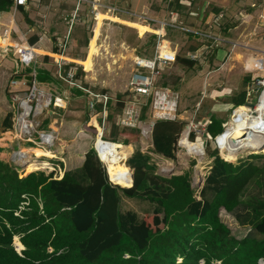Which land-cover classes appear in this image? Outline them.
Segmentation results:
<instances>
[{"label":"trees","instance_id":"1","mask_svg":"<svg viewBox=\"0 0 264 264\" xmlns=\"http://www.w3.org/2000/svg\"><path fill=\"white\" fill-rule=\"evenodd\" d=\"M187 1L167 4L169 9L182 11L184 23L192 14L184 12ZM10 5V0H0V9ZM220 11L216 9V14ZM34 41L36 38L30 39ZM92 44L93 38L89 46ZM204 46L207 44L199 48ZM174 63L190 67L195 61L177 55ZM179 75L176 71L161 73L156 83L167 86L168 77L177 80ZM258 75L242 79L243 87L229 98L233 106L245 105L248 86ZM121 107L119 102L115 110ZM244 109L252 112L254 107ZM11 117L7 113L4 127H9ZM208 119L207 134L222 135L224 120L216 114ZM184 125L183 120L155 121L149 151L173 159ZM84 128L97 132L96 126ZM103 137L132 147L139 130L114 127ZM208 155L212 161L199 199L194 196L190 171L169 177L157 174L151 155L139 149L126 159L132 170L129 187L108 180L93 148L86 152L79 169L65 171L60 179L43 171L19 172L18 167L0 159V264H258L260 259L264 263V154H250L236 164L223 159L216 149ZM23 195L29 203L16 215ZM123 197L147 201L153 205L152 211L142 215L132 209L124 212L120 207ZM221 207L252 232L241 239L232 235L220 219ZM15 236L24 247L19 252L13 244Z\"/></svg>","mask_w":264,"mask_h":264},{"label":"built area","instance_id":"2","mask_svg":"<svg viewBox=\"0 0 264 264\" xmlns=\"http://www.w3.org/2000/svg\"><path fill=\"white\" fill-rule=\"evenodd\" d=\"M10 1L13 11H16L21 6H26L28 3L39 4L41 2V0ZM73 1L74 8L72 12H69L64 16V20L67 24V32L63 36H58L54 40L55 79L82 91V94L85 96L86 109L88 112V117L84 121L83 126H96L97 132L95 136L99 134V138L102 139L103 142L110 141L103 137V133L110 128V106L115 103H122L121 109L115 114L113 121L114 125L121 128H137L139 130L141 149L147 151L151 155L152 160H161L160 170L163 172V175L170 176L173 174V164H171L168 158L153 154L148 150L152 147L151 134L155 121H174L179 119L178 93L169 87L161 86L156 83V77L161 74L164 68L172 65L177 56L176 47L163 37V30L165 27L179 28L202 40L210 41L216 45H227L232 50L236 48L249 54L244 60L243 68L246 72L252 73V76L254 74L259 75L253 78L252 84L248 86L250 88L248 89L247 94L250 95L254 89L259 92L256 103L257 105L261 102L262 97L264 98V47H261L260 44H255L254 42L253 44H250L245 41L247 38L233 40L227 36L210 31L184 27L176 24L174 18L165 20L163 18L152 16L144 11L137 12L127 8H121L114 2H111L112 0ZM162 1L168 3L171 0ZM258 1L264 7V0ZM100 13L105 14L110 18H116L121 15L134 17L142 23L157 28L156 43L152 57H136L134 59V66L130 73L128 83L120 98L113 97L107 92L95 91L90 87L82 85L76 70L77 65L71 66L69 59H67L65 54L73 25L75 23L84 24L87 29H89L91 25V31L96 32V22L90 21L92 19L97 20ZM259 17L262 19L261 21H263L264 9ZM40 39H42V37H40L39 40ZM3 40H5L4 37ZM97 46H102V44L99 43ZM120 46L124 50H127V46L124 43ZM204 47H206V50L209 48V46ZM5 48L6 45L1 46L3 52L7 50ZM36 49L37 48H34V46L30 44H25L19 49L18 60L21 64L30 67L28 75H31L32 79L29 83L23 77L21 79H11V85H26V89L17 92L14 95L12 124L4 134H1L0 139L2 141L16 142L18 144V149L13 151L11 159L13 161L12 164L19 168V172H25L24 166H27L30 161H43L44 166H37L32 171H43L46 175L50 174L53 179H60L65 172V168L61 164V162H64V157L62 155L63 151H57L60 146L59 137L55 133L56 130L44 125V119L49 115L50 110L54 108H66L68 104V96L64 90L60 93H47L39 88L36 81V64L38 62ZM188 57L191 60H198L199 55L194 51L189 53ZM16 72L17 71H15V73ZM248 101L249 100L247 99L246 102ZM250 104L251 103H245V105L250 107L254 106V104ZM147 112L150 119L144 120L142 116L143 114H147ZM255 116H259V114L256 113ZM208 118L202 121H197L195 119L188 120L185 128L177 139L175 147L176 155L182 154L187 157L199 159L205 156L203 134H207L205 128L209 121ZM227 126L228 123H223L224 130ZM184 131H186L185 140L190 141L189 143H193L198 138L202 139L200 146H188L182 140ZM191 134H195L193 139L190 138ZM209 136L210 135L207 134V139ZM219 136L220 134L213 137L217 148L219 147ZM25 143L29 145L26 147L22 146ZM105 146L106 145H104L103 148ZM35 148L47 151L49 153L48 156H40L44 158L41 160L35 155L34 151H28V149ZM93 149L100 160L99 150L96 147L95 141H93ZM102 164L105 168L103 162ZM105 171L109 180L106 168ZM109 181L113 183L111 180ZM23 196L25 199L15 211L16 215H19L21 210L25 209L29 203L28 196ZM258 264H264L262 259L258 261Z\"/></svg>","mask_w":264,"mask_h":264},{"label":"crops","instance_id":"3","mask_svg":"<svg viewBox=\"0 0 264 264\" xmlns=\"http://www.w3.org/2000/svg\"><path fill=\"white\" fill-rule=\"evenodd\" d=\"M52 1H56V4H58V6L61 7L62 5L69 10L67 11L66 9L67 13L62 16L63 22L60 20L61 23H59L58 26H54L53 21L50 20V18L54 15V13L48 11L50 5L52 4ZM159 1L162 3V5L156 10H153L152 6H150L148 3H144L142 5V9L135 10L128 1L125 2V8L137 12L144 11L152 16L163 18L165 20L174 18L175 23L178 25L210 31L216 34L227 36L228 38L237 37L238 39H243L247 38L248 35L256 33H258L260 35V38H262L264 34L262 26L255 21L256 14L260 12L261 8L264 9L262 4L258 0H252L255 1V3L253 2V4H249L250 8L244 6L243 9L238 12V15L235 18H229L226 12V7H228L229 5L228 0H190L191 2L188 0L185 3L187 7L184 12L186 13L187 11H190L192 12V14H190V16L186 18L187 23L183 22L184 15L183 13H181L182 11H180L179 13L177 10L169 9L167 5L169 2L165 3L162 0ZM73 5V0H48L47 4H44V0H41L39 4L28 3L26 6L19 7L16 11H13L11 5L6 9H0V42L3 43H0V91L5 90L6 93L7 88V91H9L10 93L9 98L7 94L6 96L0 95V136L1 134H4V132H6L12 124V117L9 127H4L2 122L7 113H12L11 106L14 100V95L17 92L26 89V85H11L10 79H21L22 77L24 78L30 72V67L21 64L18 60L19 49L25 44L33 45L34 48H37L36 52L38 62L36 64V81L39 88H41L47 93H60L64 90L68 96L67 107L54 108L50 110L49 115L46 117V119H44V125L56 130L55 133L59 137L60 141V146L58 147L57 151H63L62 155L64 157V162H61V164L64 166L65 171L70 172L75 171L76 169H79L81 167L84 160V156L88 150L93 148L94 141V138H92L90 134L85 132V128L83 126L84 121L88 117V112L86 109L85 96L82 94V91H80V89H77L76 87H70L63 82L56 80L54 77L55 48L54 42L51 43L50 40H52V37H54L55 40L58 36L61 37L67 32L65 28V25L67 24L64 20V16L67 15L69 12H72L74 8ZM253 5L259 6V8L256 10L255 15L252 13L251 10V7H254ZM218 8H220L221 11L216 14V9ZM263 9L260 13H262ZM90 22H96V32L85 30L86 26L84 24H79L81 25V27L79 28H76L78 24L72 28L73 30H71L70 32V39L66 50V56L70 59L69 62L71 66L77 65L76 70L78 72L82 85L90 87L95 91L107 92L112 94V92H108L107 90H105L108 89L109 91H113L112 89H109L111 88L109 86V81L103 78H99L100 72L97 73L96 71V62L99 60V57H102L106 54H113L110 53L113 49L110 48L108 45L104 44L102 46H97V44H99L98 41L100 40V38L102 39V35L100 32L102 25L109 24L111 22L127 25L128 27L132 28V30H136L137 36L141 37V42H143L148 35L156 37L157 28L142 23L134 17L124 15L118 16L116 18H110L105 14L100 13L98 15L97 20L92 19ZM132 23H137V28L129 25ZM140 24L146 25L147 30L140 33L138 30V27L141 26ZM81 31H84L85 34H83L84 32H82V34L79 35V32ZM41 32L44 33L45 38L39 40V35ZM82 36L84 38H82ZM3 37L5 38V40H3ZM163 37L169 40L171 44L176 47L177 55H179V51L183 47L182 45H184L183 43H185L184 41L186 37L195 38L197 40L200 39L197 36H194L186 31L175 27H165L163 30ZM33 38H36V41L31 43L30 39ZM91 38H93V44L89 46ZM253 38L256 41L254 42L255 44H261V42H257V39L255 37ZM72 41L73 47L71 44ZM207 42V47L209 46L207 50L206 47L199 48L202 45L201 43L198 48L197 46H190L192 50H186L185 54L189 55L190 52L195 51L197 52L200 58L202 54H205V57L201 60V62H199V60L197 59H194V61L198 62L200 65L206 64L210 56L213 58V62H215V60L219 58L223 60V62L220 63L216 69L214 68L208 71L206 75V82L208 85H212L213 82L216 80H218V82H221V90L213 89V92H216L217 94H215V96H212V99L216 100L218 98H223L224 100V98L227 97L225 101H218L216 102V104H222L226 107H231L233 104L229 102V96L232 94V90L237 87V84H228V80L230 79V76L233 77L234 75H240L241 77H245L246 75H252V73H246L243 68L244 60L249 55L244 53L242 50L236 51L238 49H230L229 54V46L212 44V42L210 41ZM122 43L127 46V50H124L120 46ZM5 45V49L7 50L3 52L1 46ZM213 45L215 46L214 49ZM81 47H83V55L81 52L78 51V49H80ZM73 48L76 51H73ZM96 49H100V53L98 55L95 54L98 51ZM88 50L91 51L90 55H87ZM115 50L118 51V55L121 54V61H129L132 69L134 66V59L136 57H152H148L144 54H138L136 51V47L130 46L125 41H122L119 46L115 48ZM84 58H88L86 64L80 63L81 60ZM115 63L116 59L112 61V64ZM89 65L91 67H89ZM98 69L100 70V68ZM108 69L110 70V67H107V70ZM15 71L17 72L15 73ZM242 71L246 75L241 74L243 73ZM219 72H222L223 74L221 75V77L218 75ZM39 75L43 77H38ZM129 76L125 79V82L127 83L129 80ZM125 82L119 84V88H117L118 92L123 90ZM9 107L10 112L7 111ZM111 112L116 114L118 111L114 112L113 109L110 107L109 113ZM88 138L92 139L90 140V149H87L82 144V140H86ZM139 145L141 148V144ZM131 146L133 145L131 144ZM4 148L11 149L10 154L7 155V162L13 163L11 159L12 154L13 151L18 149V144L16 142H6L0 139V150ZM0 155H6V153L1 151Z\"/></svg>","mask_w":264,"mask_h":264},{"label":"rangeland","instance_id":"4","mask_svg":"<svg viewBox=\"0 0 264 264\" xmlns=\"http://www.w3.org/2000/svg\"><path fill=\"white\" fill-rule=\"evenodd\" d=\"M126 1L130 2V5L135 10L142 9V5L144 3H148L150 6H152L153 10L158 9V7H161V5H162V3L159 0H112L111 2H114L117 6H119L121 8H125L126 7V4H125ZM244 2H246V3H244ZM253 2L255 3V1H252V0H228L229 5H228V7H226L227 8L226 12H227L229 18H235L238 15V12L241 9H243L244 6L249 7V4H253ZM45 3L47 4L48 0H44V4ZM256 5L255 6L253 5L254 7H251L252 13L254 15L256 13V10L259 8V6H256ZM73 6H72V8H73ZM66 9L67 8L62 6V5H61V7L58 6V4H56V1H52V4L50 5L48 11L54 13V15L50 18V20L53 21L54 26H58V24L61 23L60 20L63 22L62 16L64 14H66L67 11H69L68 9L66 11ZM262 9L263 8H261V10ZM261 10H260V12H261ZM260 12H258L256 14L255 21L261 25H264V19H263V21H261L262 19H260V17H258V14ZM260 14H259V16H260ZM77 24L78 23H75L73 25V27H75ZM129 25L136 27L137 23H132ZM140 25L142 26L144 24H140ZM79 27H81V25L78 24L76 28H79ZM65 28L67 30V25H65ZM76 28H75V30H76ZM262 28L264 30V26H262ZM66 30H65V32H66ZM75 30H74V32H75ZM85 30L91 31V25H90L89 29H86V27H85ZM82 32H84V31L79 32V35H81ZM100 32L102 35V39L100 38V40L98 42L102 43V45L106 44L110 48H112L113 50L110 53H113V54H106V55H103L102 57H99V60L96 62V65H97L96 71H97V73L100 72L99 78H103V79H106L109 81V86L111 87L109 89H112L113 91H109L108 89H105L108 92H112V94H110V93H108V94H110L113 97L119 98L118 94L122 95L123 91L125 90L126 83H127V82H125V79L128 78L132 68H131L129 61H121V59H120L121 54L118 55V51L115 50V48L117 46H119V44L122 41H125L130 46L136 47V51L138 54H140V55L144 54V55L150 57L153 54L154 46L156 43V37H154L155 38L154 43H153V40H154L153 36H151V35H148L147 38H145L144 41L141 42L140 41L141 37L137 36L135 29L132 30V28L128 27L127 25H123L121 23H112V22L109 24L102 25ZM83 34H85V32ZM39 36L42 37V39L45 38V35L43 32H41ZM253 37H255L257 39V42H261V44H260L261 47H264V34H263L262 38H260V35L258 33L248 35L247 39H245V41L249 42L250 44H253V42H256ZM82 38H84V37L82 36ZM103 39H105V40H103ZM172 39H173V37H172ZM231 39L240 40L237 37L231 38ZM50 42L51 43L54 42V37H52V40H50ZM184 42H185V43H183L184 45H182L183 47L179 51V56H183V57H184V55L188 57V54L186 55L185 52H186V50H192L190 48V46L196 47L199 45V43H202L204 45H206L208 43L206 40H201V39L197 40L195 38H190V37H186ZM1 44H3V43H1ZM71 44L73 47V41L71 42ZM214 47L215 46L213 45V49H214ZM72 50L76 51L74 48ZM78 51L81 52L83 55V52H82L83 47L78 49ZM236 51H240V49H238ZM190 53H192V52H190ZM65 54L67 55V52ZM229 54H230V47H229ZM247 55H249V54H247ZM114 59H116V63L112 64V61H114ZM37 60H38V58H37ZM198 60H199V62H201L202 58L199 57ZM221 60L222 59L219 58V59H216L215 62H213V58L210 56V58L208 59V62L206 64H203V65H200L198 62H195L190 67H187V66L182 65V64L174 63L173 65H170L169 67L163 69L162 74H167L170 71H172V72L176 71L180 74L179 78L177 80H174L173 78L168 77V85L166 87H169L178 93V96H179V101H178L179 119L178 120L185 121V125H184L183 129L185 128L188 120L195 119L197 121H202V119L204 117H210L211 114H216L217 116L222 118L224 120V123H231L234 119V117L232 118L234 110L236 111L237 109L241 108V107H235L233 105L231 107L230 106L226 107L225 105H222V104H220V105L216 104V102H218V101H225L227 99V97L224 98V100H223V98H221V99L218 98L216 100L212 99V96H215V94H217L216 92H213V89L221 90L220 89L221 88V82H218V80H216L213 82L212 85H208L206 82V80H207L206 75H207L209 70H212L214 68L216 69L217 66L223 62V60L222 61ZM107 67H110V70L109 69L107 70ZM98 68H100V70ZM241 74H245V73L243 72ZM218 75L221 77V75H223V74H222V72H219ZM242 78H244V77H241L240 75H234L233 77L230 76V79L228 80V84H232V85L237 84V87L232 90V94L230 96H232L237 90H239V88L243 87L242 86ZM124 82H125V85H124L123 90L118 92L117 88H119V84L124 83ZM6 94L9 98L10 93H9V91H7V88H6V93H5V90L0 91V95L6 96ZM258 94H259V92H257L256 89H254L250 93V95L248 96L249 101L246 103H251V104L255 105L257 103ZM230 96H229V98H230ZM220 103H222V102H220ZM116 104L117 103L110 106L114 112L116 111L115 110ZM13 105H14V102L12 103V106H11L12 108H13ZM242 107L245 108V106H242ZM7 111L10 112V107L7 109ZM254 111H255V107H254V110L252 112H248V113H253ZM85 116H86V114H85ZM114 117H115L114 113L112 114L111 117L109 116V118H110V123H109L110 128L109 129L110 130L113 129L114 127H117L119 129L121 128V127L114 125V123H113ZM142 118L144 120H149L150 118L148 116V112H147V114H143ZM183 129H182V131H183ZM223 130H224V127H223ZM182 131H181V133H182ZM85 132L90 134L92 138L95 137V134H93L92 130L86 129ZM194 136H195V134L193 135V137ZM107 138L110 139L111 137L107 136ZM90 140H92V139L88 138L86 140H82L83 141L82 144L87 149H90L89 148V145L91 142ZM198 140L201 141L202 139L198 138L196 140V142ZM140 143H141V138L139 135V138L137 137L136 141H134V143L132 144L133 146H132V150H131L130 155L136 149H139V150L141 149L140 145H139ZM27 145H29V144L25 143L22 146H27ZM215 149L217 150L218 154L223 159L225 157H227V159L235 160V161H233V163H235V164L238 163L239 160L247 159V156L250 154H264V148H263L262 150L261 149L240 150L237 153V155H229L226 152H223L221 149L219 150L216 147L214 138L209 136L207 139L206 147L204 148L205 156L203 158L199 159V158L186 157L182 154H177V155L175 154V157L173 159L168 158L170 160L171 164H173V166H174L172 175L182 174L185 171H190L191 185L194 188V196L197 199H199V190L204 183V179H205L206 174L208 173V171L210 169V165H211V161H212V158L209 157V155H208V151H213ZM247 149H249V148H247ZM1 151L5 152L6 155H2V156L0 155L1 156L0 158H2L3 160H5L7 162V160H8L7 155L10 154L11 149L10 148H4V149L0 150V152ZM140 151L147 152V151H143L142 149ZM27 158H28V156H27ZM39 158L41 160L43 159V157H39ZM262 161L263 160H259L257 162H262ZM150 162H153L154 165L156 166L155 172L157 174L163 175V172H161V170H160L161 160H158V159L152 160L151 159ZM37 166H44V164H43V162H37L36 160L30 161V164L28 165V168L25 169V172H30L33 169H35ZM118 166H124L126 168V170H128L131 173V176H132V170L126 165V162H125V164H123L121 162L118 164ZM118 166L116 165L114 167V169L116 170V168ZM24 167H26V166H24ZM164 176L169 177L167 175H164ZM131 185H132V183L129 186H131ZM129 186H127V187H129ZM256 190L257 189H255V188H250V191H252V192L256 191ZM120 207H121V210L124 212L126 210L132 209V210L136 211L139 215H142L143 213L151 212L153 205L147 201L139 202L138 200H135V199H129V198L123 197V199L121 200ZM219 216H220V219L230 227L232 235H234L238 239H241L246 234H249L250 232H252L249 229V226L240 225L237 222V220L235 219L234 215L230 212H226L224 210V208H222V207L219 208ZM14 243L16 244L15 245L16 250L20 251L22 249V247L21 246L19 247V245H21V243L19 242L17 237H14Z\"/></svg>","mask_w":264,"mask_h":264},{"label":"bare ground","instance_id":"5","mask_svg":"<svg viewBox=\"0 0 264 264\" xmlns=\"http://www.w3.org/2000/svg\"><path fill=\"white\" fill-rule=\"evenodd\" d=\"M138 30L142 33L147 30V26H139ZM96 50H98L97 53H95V51L94 53L98 55L100 53V49ZM90 52L91 51L88 50L87 55H90ZM87 59L88 58L82 59L80 63L86 64ZM89 67L91 66L89 65ZM253 107H255V111L253 113L246 112L242 107L236 111L234 110L232 115V118L234 117L233 121L228 124L226 129L223 131V134H220L218 137L219 150L221 149L229 155H237L240 150H262L264 148V98L262 97L261 102L258 105L255 104ZM256 113L259 114V116H255ZM185 135L186 131L183 133L182 140L188 146H200L202 140L189 143L190 141L185 140ZM94 141L97 149L99 150L100 160L104 163L108 172L109 180H111L114 184H118L123 187L129 186L132 183L131 173L126 170L124 166H118V164L121 162L125 164L126 159L131 153L132 147H128L119 142H103L99 137L95 138ZM104 145L106 146L103 148ZM28 151H34L37 157L42 155L48 156L49 154L47 151L40 148L29 149ZM29 164L30 162L24 169L28 168ZM116 165L118 166L116 168L117 171L114 169ZM20 246L22 247V245Z\"/></svg>","mask_w":264,"mask_h":264},{"label":"water","instance_id":"6","mask_svg":"<svg viewBox=\"0 0 264 264\" xmlns=\"http://www.w3.org/2000/svg\"><path fill=\"white\" fill-rule=\"evenodd\" d=\"M26 80H28V81H30L31 79H32V76L31 75H27V76H25L24 77ZM250 105H253V104H250ZM206 144H207V134L206 133H204L203 134V147L205 148L206 147ZM14 243V242H13ZM16 244L14 243V246H15ZM22 249H24V247H23V245H22ZM17 252H19V251H17Z\"/></svg>","mask_w":264,"mask_h":264},{"label":"clouds","instance_id":"7","mask_svg":"<svg viewBox=\"0 0 264 264\" xmlns=\"http://www.w3.org/2000/svg\"><path fill=\"white\" fill-rule=\"evenodd\" d=\"M31 172V171H30ZM27 173V172H26ZM15 237H17L18 238V236H15ZM18 240H19V238H18ZM14 242V241H13ZM20 242V241H19ZM14 244V243H13ZM16 249V248H15Z\"/></svg>","mask_w":264,"mask_h":264}]
</instances>
